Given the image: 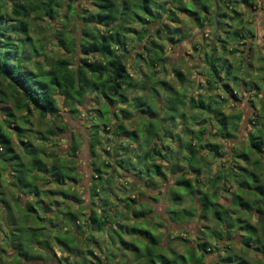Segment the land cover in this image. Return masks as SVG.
<instances>
[{
  "label": "trees",
  "instance_id": "16d2710c",
  "mask_svg": "<svg viewBox=\"0 0 264 264\" xmlns=\"http://www.w3.org/2000/svg\"><path fill=\"white\" fill-rule=\"evenodd\" d=\"M212 1L217 6L214 11L218 13L219 17H222L215 21L216 25L211 35V43L206 45L207 50L203 53V63L206 65V75L209 78L205 79L204 82L208 85H214L213 88L218 86L230 98L236 99L237 97L234 95L236 91L234 92L233 89L229 88L227 82L225 83L223 80L229 79L230 82H237L239 77L247 76V74L240 75L241 71H239L238 76L230 75V65L226 59L221 60L218 58V54H225L227 52L225 49L226 40L232 37H241V31L237 27L230 31L229 27L226 35L221 38L222 32H220V29L223 30L222 18L227 17L231 19V22L236 18V20H239L238 26L242 25L243 27L240 13L232 10L235 6L234 4L240 2L247 9V13H251L248 9L252 8L251 10H254L255 6L250 0ZM179 3H181L180 0H65L63 3H58V0H0V163L4 169H9L11 173L10 180L13 182L17 192L13 197L15 206L10 205L5 196L0 193V208L1 210L5 209L4 214L0 210V221L5 224L6 230H10L8 226H13L21 234L24 229L27 232V238L23 242L17 241L14 237H11L10 240L9 237L6 245H10L11 254H8L4 247H0V264H30V260L41 258L43 255L54 257L53 247L49 239L42 238L47 228L53 232V242L56 249L63 254V262L60 264H104L106 263L105 261H110V264H113L110 257L111 231L116 232L118 229L122 230L123 228L126 236L129 235L136 239L131 243L127 239L120 238L121 247L118 254L120 257L125 258L124 264H156L157 262L159 264H203L205 256L213 253V249L217 250L219 258L216 256L210 264H256V262L264 264V173L260 171H264V164L260 158H255L250 163V169L246 166H237L238 174L234 175V158L241 156L247 165V159L251 153L260 154L264 152L262 148L264 143V114H254L246 120L251 129L246 132L245 140L233 143L231 157H228L225 162L224 174H214L211 181L208 180L206 184L203 183L204 177L199 179L203 174V169L200 168V164L203 161L200 157L197 158L198 150L202 149L203 151L212 152L214 157L217 158L224 154V151L217 144L202 140L203 135L208 134L210 127H213L215 129L214 136L217 135L226 140L235 137L234 131L239 128L237 120H241V113L224 114L220 110L223 101L220 103L219 96L216 97V101L211 100L210 97H205V100L210 104L206 107L201 102L203 98H200V96H197L196 100L190 98L188 101L184 94L176 92L168 83L161 82L164 85V94L167 92L172 94V97H168L164 104L167 109L168 107L172 108L177 113L176 109L178 107L183 109L186 106L191 113L189 114V119H193L190 127L191 125L192 127L193 125H200L195 134H193V129L191 128L190 132L186 134V140L164 132L162 137L165 140L169 137L167 139L169 142L167 141L168 145L160 147H156L155 144L157 143L155 141H160L162 138L157 137V139H152L151 141L152 135L157 136L154 131L156 126L153 127V124L149 125L145 128L146 130H144L142 135H145V138L148 139L146 144L149 145L150 143L153 149L149 151L143 150L138 161V163H146L148 161V165L153 167L154 176L157 177L156 179L160 183L164 176L162 167L165 166L166 168L164 167V169L174 176L179 172V175L174 177L176 179L174 184L165 190L164 195L168 196L170 200L169 207L165 210L167 219L173 225L180 227V231L190 237V241L187 243L182 237H176L185 246L182 254L167 250L165 246L161 245L162 241H159L150 229H133V227L123 226L115 221L114 215L117 213L119 204H122L123 208L128 211V219L134 220L143 218L148 221L147 215L152 210V207L150 208L147 202L143 201L141 203L139 201L140 206L145 204L149 208L146 211L142 209H139V211L130 210L123 204V199L117 198V196L112 194V188L110 195V192H108L109 183L111 177L117 173L116 170L118 168L111 165V170L108 173L103 171V169L110 166L106 160L97 163L93 161L91 163L90 173L93 181L91 182L92 185H89L87 193V198L90 202L84 206L86 212L82 218V227H79L80 229L77 230L76 235L72 234L70 231L73 230L75 224L80 220V215L77 211L79 207L78 198L67 191L65 192V189L62 188L65 186L66 181L71 179L70 172L72 170L70 168L66 169L64 163H59L57 157L50 154L52 164L50 163L51 165L48 166L46 171L51 174L50 179H53L51 182L57 184L58 189L55 191L49 189L40 191L35 185L40 175H44L42 179L50 183L49 176L46 175L44 170L45 163L41 159L42 153L32 148L28 142L26 144L21 139L22 134L20 132L22 131L20 127L13 125L17 120L23 121V124H28L27 118L32 114H36L40 120L48 118L52 124L53 118L59 117L56 98L68 108L70 113H73L75 106L84 104L86 96L90 95L91 101L97 106L95 111L98 115L96 118L100 117L98 121L105 126L106 124L102 122L101 117H106L107 114L110 116L112 114L113 119L116 121L112 128L110 126L102 129L104 132L111 133L113 136L124 135L129 138H135L134 132L129 133L123 128L124 121L131 118L132 113L122 107H115V110L111 112V107L114 104H120L121 106L130 105L134 110H138H135L137 114L139 111H144L143 107L149 109L143 103L141 97L134 96L130 99L125 95L124 91L135 86L127 69V59L124 58V54L128 53L125 40L129 38L130 34L135 41L140 42L143 40L142 46L145 57L140 54H135V56L141 58V62H144L143 64L147 68L153 69L164 58L161 45L158 44L160 40L158 42L156 40L161 37L167 42L175 43L178 40L177 43H179L184 36L179 34L180 28H176L175 36H165L163 34V28L170 29L165 22H176L178 25V19L172 7L181 5ZM195 3L204 12V16L207 15L210 1L195 0ZM223 7L226 10L230 7V12L220 14L223 11ZM232 13L235 14L234 17ZM194 15L197 16V13L195 12ZM195 16H193L192 20L198 23L199 19ZM204 19L205 21L212 20L211 17H204ZM70 20L73 21V25L76 28L75 34L65 36L62 32ZM45 21H48V25L51 26L56 38V41L51 44L61 49L65 56H47L44 51L45 47H37L38 39L33 38L29 34L33 24L36 28L39 23ZM161 21L162 25H160ZM134 24L139 26V28L136 29ZM149 24L151 25L150 27ZM155 24L159 25L154 26ZM198 25L202 24L199 23ZM207 25L213 27L212 23ZM245 33L246 35L242 36L247 38L254 36V33L249 28L246 29ZM155 37L157 38L156 40ZM263 46L264 43L261 45V50H264ZM235 50H237L236 47L229 52H234ZM207 59L209 60L207 61ZM259 60L264 62L263 57H260ZM263 64L256 69L259 75L263 71ZM223 70L226 79H222L219 76ZM172 74L175 79L181 82L180 69L172 68ZM145 78L149 79L148 76ZM151 79L153 78L151 77ZM248 82H252L256 86L255 88L259 90V86L255 81L250 80ZM248 82L245 84H248ZM154 83L158 84L160 81L155 80ZM139 86L141 90L142 85ZM149 89L152 90L154 88ZM253 96L255 98L256 95L254 94ZM7 104H11V106L7 107ZM251 104L254 106L253 102ZM261 105L264 107V102ZM197 108L202 111L205 110V119L192 114ZM13 110L21 112V115H16ZM262 111L264 112V108H262ZM118 113L123 119L117 116ZM177 114L176 116L180 119L179 122L182 121L187 124L185 122V114L182 112ZM170 119L173 120L172 118ZM10 128L13 129L12 132ZM56 129L58 131L62 130L58 126H56ZM89 132V139H91L90 154L94 157L92 148L100 146V141L97 138V124H92ZM10 134L17 137L18 143L22 144V146L18 144L17 146L24 153V157H27L25 165L23 161L14 155ZM192 139L195 140V144ZM172 140L176 141L173 151L169 146ZM161 141L165 142L164 140ZM185 141L187 143L184 146ZM243 141H246V145H244ZM181 148L186 150L187 159L190 158V162L194 159L195 167L190 166L188 168L186 164L180 167V164L178 165L177 163L181 159L179 154L176 155V163L171 159ZM239 149H248L250 154H240L238 152ZM112 150L113 156H120L116 160V164H118L121 172L126 174L128 172L127 168H123L120 165L123 156L126 154L125 149L117 144L113 145ZM150 152L153 154L152 157ZM154 156H158L165 163H154V161H151ZM30 167L32 170L28 169ZM189 172L191 173L190 176L192 175L191 178ZM135 177L137 178L136 180H140L139 176ZM221 177L223 180L220 184L222 190L217 193L214 187L215 180ZM245 178H251V182ZM72 180L74 181L73 178ZM140 182L143 186L142 180ZM225 183L229 185L225 187ZM144 185L152 186L154 184L147 181ZM179 185L183 187L182 194L174 192L176 186ZM231 185H235V188L227 193L229 191L228 187ZM96 191L98 192L96 193ZM223 191L224 193H222ZM27 193L33 196L34 203L31 204L26 201V207L22 208L19 200H21V194ZM100 193L103 199L98 198V204L95 203V200L97 196L100 197ZM185 194L186 200L188 198L190 200L185 205H182L184 201L182 195ZM224 194L229 196V203L226 205L219 202V199ZM54 197H57V200H61L64 205L66 203L75 208V212H71L68 209L64 211L56 209V214L60 215V221L55 224L52 223V218L49 214L41 217L37 213V209L42 211L49 208V203L44 202L43 198L49 199L48 201L50 202V198ZM116 198L117 202L115 201ZM16 206H19V208H16ZM190 208L193 209L191 210ZM14 213L20 214V220L17 223L14 219ZM209 213L211 217H209ZM22 214H24L23 221H21ZM250 215L255 217L254 223L242 219L243 216L246 218ZM192 218L200 220L202 224V228L199 227L194 236H191L187 230L183 229L184 225ZM32 219L36 222V227L34 228H30L34 224L33 222H31L32 225L28 224ZM161 221L160 224L156 223L153 227L155 229L163 227V222L165 221ZM20 222L22 223L21 225H19ZM60 224L64 226L61 227ZM56 227H58V230H55ZM67 228H71V230H67ZM233 230H240L239 240H241V244L244 249L246 248L248 251L251 249L252 253L258 256V260L247 259V252L244 253L242 249L239 253L232 251L229 243H234L231 241L232 237L230 235ZM87 231L88 233H86ZM96 232L102 233L104 238L95 237L94 233ZM67 234L70 236L68 237ZM222 238H225L226 242L223 246H220L219 239ZM76 241L77 244L86 245V248L81 251L79 249L77 257L72 254L76 248ZM136 241L142 243L144 251L141 249L139 251ZM32 243L39 246L37 247L39 253L35 257L30 254L29 245ZM106 245H108V248L105 247ZM92 246L95 250H93ZM71 255L75 257L72 258ZM92 258H95L96 262L92 261ZM69 259H72V261L70 262ZM5 260L9 261L5 263ZM56 260L59 263L60 259Z\"/></svg>",
  "mask_w": 264,
  "mask_h": 264
},
{
  "label": "rangeland",
  "instance_id": "374dc122",
  "mask_svg": "<svg viewBox=\"0 0 264 264\" xmlns=\"http://www.w3.org/2000/svg\"><path fill=\"white\" fill-rule=\"evenodd\" d=\"M65 0H58V3H63ZM170 1V0H169ZM210 1V6L208 7L207 15L204 16V12L200 10V8L196 5L195 0H180L181 5H174L172 8L175 12V15L177 16V21L178 25L175 22H168L165 24H168V29L163 28V34L165 36L169 35H174L176 33L175 30L176 28H180L179 34L184 35L181 39L180 42L177 43H171L165 41L164 38L159 37L157 39L155 37V40L158 42V44L161 45L162 51L164 53V58L163 60L159 63L156 64L153 69L147 68L145 64L141 62V58H137L135 54H140L143 57L144 55V48H143V40L140 42L135 41L133 36L129 35V38L125 40L126 42V49L128 50L127 54H124V58L126 60L127 64V69L129 73L132 76L133 82H134V88L128 89L125 92V95L128 98H132L134 96L141 97V100L143 103L149 107L144 108V111H139L138 114L134 108L130 105H124L121 106L120 104H114L113 107H111V112L115 110V107H122L132 113V117L124 121L123 123V128L125 131L132 133H135V138H129L124 135H118V136H113L111 133H106L102 129L109 128L114 125L116 122L113 119V116L111 114L106 117H101L102 122L105 123L106 125L103 126L102 123L98 121L100 117L96 118L97 112L95 109L97 106L94 104V102L91 101V96L87 95L86 100L84 104L75 106L74 112L70 113L68 108L61 104L60 100L56 98V103L57 107L59 109V117H54L53 122L51 124V121L49 122V119H43L40 120L36 114H32L29 116L28 119V124H23V121H15L14 126L20 127L21 131V139L27 142L31 145L32 148H35L37 151H41V159L45 163V173L46 175L49 176V179L51 178V174H49L48 171V166L52 164V158L50 157V154H53L57 157L59 163H64L66 169L70 168L72 171L70 172V180H67L65 183V186L62 188L65 189V192H69L73 195H75L78 198V214L80 215V220L77 224H75L73 230L71 228H67V230H71L70 232L74 235H76L77 230L80 229L79 227H82V218L86 212L85 210V205H88L90 200H88V188L89 185H92L93 179L91 178V163L94 162H99V161H107L110 165L109 168L103 169L105 172H109L111 170V165L112 167L118 168L116 170V174H114L111 177V181L109 183V190L111 195V188H112V194L117 196V198L123 199V204H125V207L127 209H133L134 211H139V209L142 210H147L150 206L152 207V210L149 212L147 215L148 221L143 218L139 219H128L129 214L127 213L122 204H119V208L117 209V213L114 215L115 221L117 223H121L123 226L127 227H133V229H142V228H147L150 229L152 234L156 236V238L161 242V245L165 246L167 250L173 251L176 254H182L185 250V246L182 245L177 239V236H180L184 239L185 243L190 241V237L188 234H185L180 231V227L173 225L168 219L167 215L165 213V210L168 209L170 200L169 197L164 195L165 190L172 184H174V181L176 180L174 177L176 175H179V172L174 176L171 175L168 171L162 167V170L164 172V176L160 181H158L154 176L153 172V167L148 165V161L146 163H138L140 156L142 155L143 150H152V146L149 143L147 145L148 139L145 138L144 130L147 128L149 125H152L155 127V133L157 136H151V141L152 139H157V137L162 138L161 140L163 141H155L156 147H160L162 145H168L167 143L169 142L167 139L166 140L162 137L164 132L170 133L174 135L175 137H179L182 140H186V134H188L191 130L193 129V134L197 133L198 129L200 128L197 125H191L190 123L193 121V119H189V114L190 109L188 107L179 108L176 109L177 113L182 112L185 114V124L184 122H179L180 119H178L177 113H175V110L172 108L167 109V106H165L166 99L168 97H172V94L170 93H165L164 90V85H162V81L168 83L176 92L184 94L187 99L190 100L192 99H197V96H200L202 99L203 105L209 106V102L205 100V97L208 98L210 97L211 100L216 101L217 96L220 98V103L223 101L221 104V111L224 114H231V113H241V120H237V123L239 124V128L237 131H234V134L236 135L235 137L231 139H223L221 137H218L217 135H213L215 129L213 127H210L208 134L203 135L202 140L205 142H210L212 144H217L220 146L224 151V154H221L220 157H214L212 152L208 151H203L202 149H199L197 158H201L203 163L200 164V168L203 169V174L202 177L199 179H202L203 177V183H208L207 181H211L213 178L214 174L220 173L221 175L224 174L225 172V162L228 157H231V149L233 147V143H238L242 140H245L246 132L251 129V126L247 123V119L254 115H262L264 112L262 111V102H264V64L262 65L263 71L259 73L256 71L257 67L264 63L263 61H260V57L264 58V50H261V45L264 43V0H250L255 8L254 10H251L252 8L248 9L251 11V13L246 12V8L239 3H235L234 7L232 10L236 11V13H240L241 15V22L243 24L241 26L239 25V20L233 19L231 22V19L227 17L222 18L223 22V30L220 29V32L222 34L220 35L221 38L226 35L229 30H233L235 27L237 29H240L241 31V37H236V38H230L226 40V50L227 52L225 54H218V58L221 60L226 59L227 63L230 65V75H237L240 72L241 74L246 73L247 76H241L237 80V82H230L229 79L226 81L223 80V82H227V86L231 89L236 91L235 97L230 98L227 93H224L221 88L216 86L213 88L214 85H208L205 83V79L207 78V68L206 65L203 63L204 56L203 53L207 50L206 45L208 43H211L212 40V33L214 32V27H215V21H218L221 17L218 16V13L215 10L217 6L214 5L212 0ZM236 1H241V0H236ZM233 6V5H232ZM181 9V10H180ZM230 12V7L228 10H226L223 7V11L221 13H226ZM197 13V16L194 15V13ZM193 16L198 17L199 22L196 23L195 20L193 19ZM205 18H210L212 20L205 21ZM232 16L234 17L235 14L232 13ZM202 25H198V24ZM212 26H208L207 24H211ZM32 25V24H31ZM34 25V24H33ZM31 26V30L29 34L33 38L38 39V44L37 47H45L44 51L46 52V55L51 57L54 55L57 56H65V53L57 48L55 45L51 44L52 42H55L56 38L54 36L53 30L51 29V26L48 25V21L41 22L37 25L35 28V25L33 27ZM148 25V24H147ZM159 24H155L154 26H157ZM160 25H162V21L160 22ZM136 29L139 28L136 24H134ZM151 25L149 24V27ZM251 29V31L254 33V36L251 38L244 37L242 35H246V29ZM75 26L73 25V21L70 20L66 28L63 29V35L68 36V35H74L75 34ZM203 31V33H201ZM224 31V33H223ZM180 38V37H179ZM216 40V39H215ZM181 45V46H178ZM236 47L237 50L234 52H229L231 50H234ZM246 47H248L246 49ZM264 47V46H263ZM48 49V50H47ZM138 52V53H137ZM209 55V54H208ZM243 58V59H241ZM209 59H207L208 61ZM244 60V61H243ZM245 62V64H244ZM172 68H178L181 71V82L175 79V77L172 74ZM246 68V69H245ZM244 71V72H243ZM149 77L147 78L145 77ZM222 79H226L224 70L220 72L219 75ZM238 76V75H237ZM151 77L153 79H151ZM160 81V83L155 84L154 82ZM255 81L257 85L259 86V90L256 89L255 85L252 84V82L248 81ZM198 82V83H197ZM248 82V84H245ZM254 83V82H253ZM251 84V85H250ZM142 85V89L140 90V86ZM153 86V87H151ZM149 88H154V89H149ZM261 89V90H260ZM232 92V93H234ZM164 94V95H163ZM256 95L255 98L253 95ZM226 100V101H225ZM100 102V100H99ZM187 103V101H185ZM196 102V101H195ZM254 103V106L251 103ZM101 103V102H100ZM131 103V101H130ZM11 106V104H9ZM7 104V107L9 106ZM151 107V109H150ZM103 109V108H102ZM142 109V108H140ZM14 111V110H13ZM138 111V110H137ZM16 115H21V112H16L14 111ZM192 114H196V116H199L203 119H205V110H200L197 108L194 110ZM120 117V113L117 115ZM172 118L173 120H171ZM165 119V120H164ZM163 121V122H162ZM97 124V138L100 141V146L97 148H92L94 150V157L91 156L90 154V141L89 139V131L90 127L92 124ZM162 125H160V124ZM56 126L61 127L62 130L58 131L56 129ZM11 132H12V128ZM168 135V134H167ZM213 135V136H212ZM155 137V138H154ZM11 138V143L14 151V155L18 157L21 161L24 162V165L27 163V157H24V153L22 150L18 148L17 144L22 146L21 143H18L17 137L13 136L10 134ZM153 140V141H154ZM194 144L195 140L192 139ZM168 141V142H167ZM188 142V140H187ZM186 141L184 142V146L187 143ZM246 145V141H243ZM176 141L172 140L169 146L172 148V151L174 147L176 146ZM119 144L120 147L122 146L123 149H125L126 154L123 156V160L121 161L120 165L121 167L127 168L128 172L124 174L121 172V170L118 167V164H116V160L120 157L119 155L113 156V150L112 147L113 145ZM74 148V149H73ZM262 148L264 150V143L262 145ZM162 151V150H161ZM226 152V153H225ZM240 154L248 155L250 152L248 149H239L238 151ZM181 157L180 160L177 161L178 165L181 167L186 164V167L188 168L190 166L195 165L194 159L189 161L190 158L187 159V152L185 149L181 148L179 151L174 154L171 159L174 160V163H176V158L178 155ZM151 157L153 156L152 152H150ZM167 155V154H165ZM220 155V154H219ZM137 156V157H136ZM176 156V157H175ZM255 158H260L264 164V152L260 154L256 153H251L248 156V163L247 165L245 164V161L242 159V157H236L234 158V163H235V173L234 175L238 174L237 166L239 167H247L250 169L251 167V162ZM111 159V160H110ZM182 160V161H181ZM151 161H154V163H165V161H162L159 159L158 156H154ZM51 163V164H50ZM153 163V162H151ZM153 163V164H154ZM152 165V164H151ZM195 167V166H194ZM166 168V167H165ZM29 170H32V168H28ZM135 169V170H133ZM262 173H264L263 170H260ZM141 173V175H140ZM134 176H133V175ZM189 172V176H190ZM153 175V176H152ZM11 173L9 172V169H4L0 163V193H2L5 198L8 200L10 205L15 206V202L13 201V197L17 194L16 188L13 186V182L10 180ZM106 176V175H105ZM135 176H139L138 178L140 179L139 181L136 180L137 178ZM151 176V180L149 177ZM192 176V175H191ZM190 176V178H191ZM44 175H40L39 178L36 180L35 185L38 187L40 191L44 190H57L58 186L57 184L51 182L53 179H50V183L48 181L46 182L44 179H42ZM74 179V181L72 180ZM132 178V179H131ZM88 179V180H87ZM193 179V178H192ZM247 181L251 182V178H245ZM143 182V186L141 184V181ZM152 183L154 185H144V183ZM222 177L218 180H215V188L217 190V193L222 190L220 184H221ZM91 183V184H90ZM224 183V182H223ZM227 183H225V187H227ZM235 188V185H231L228 187L229 193L230 191H233ZM98 191H96L97 193ZM175 193L182 194L183 193V187L182 186H176L175 188ZM122 193V194H121ZM224 193V191L222 192ZM19 195V194H18ZM100 197L97 196L98 198L103 199L102 194L100 193ZM116 198V202H117ZM183 198V204L185 205L190 199L188 198L186 200V194L182 195ZM50 202L48 201L49 199H44L43 201L46 203H49V208L47 210H40L37 209L38 215L41 217L51 216L52 218V223H59L60 221V215L56 214L57 210L59 211H64L68 209L71 212H75V208L72 205H67L65 203H62L61 200H57V197L50 198ZM95 200V203L99 204V199ZM229 196L228 194H224L220 199L219 202L222 203L223 205H226L229 203L228 201ZM21 202L22 208H25L26 201L29 203L33 204L34 203V198L31 196L29 193L27 194H21ZM139 201L142 203L147 202L148 205H139ZM111 203V202H110ZM117 204V203H116ZM1 205V203H0ZM94 206H96L94 204ZM67 207V208H66ZM16 208H19V206H16ZM39 208V207H38ZM191 210L193 208H190ZM1 210V208H0ZM171 210V208H169ZM175 210V209H174ZM36 211V208H35ZM177 211V210H175ZM2 214L5 213V209L3 208L1 210ZM131 212V211H130ZM23 213V212H22ZM179 214V213H178ZM14 219L16 223L20 220V214L14 213ZM21 221L24 219V214ZM180 215V214H179ZM209 217H211L209 213ZM242 219L249 220L250 222L254 223L255 217L254 216H248L245 218L243 216ZM165 221L163 222V227L155 229L153 227L154 224H160V221ZM41 221V220H39ZM161 221V222H162ZM10 222V221H9ZM33 222L34 224L32 225ZM42 223V222H41ZM22 223L20 222L19 225ZM28 224H31L32 226L30 228L36 227V222L34 219L32 221L30 220ZM63 224V223H62ZM61 225V224H60ZM77 225V226H76ZM211 225V224H210ZM64 225H61L63 227ZM201 221L200 220H195L192 218L190 221H188L187 224L184 225L183 229L187 230L191 236L196 235V232L198 231L197 229L201 227ZM10 228L6 230V226L4 223L0 221V247H4L8 254L12 253V250L10 248V245H6V242L11 240V237H14L17 241L23 242L26 240L27 235L25 229L20 233L16 228L13 226H8ZM18 227V226H17ZM23 228V227H22ZM21 228V230H22ZM58 230V227L55 228V230ZM82 229V228H81ZM123 230V231H122ZM120 230L118 229L116 232L111 231V263L113 264H124V259L123 257H120L119 249L121 247L120 244V238L127 239L129 242L133 243L134 239L131 236H126V233L124 232V228ZM56 232V231H55ZM88 233V231L86 232ZM240 230H233L231 232V241L234 243H229L232 251L234 253H239V251L244 250V253L247 254V259L256 261L258 260V256L254 255L251 251V249H244L243 245L241 244L240 239ZM53 232L50 231L48 228L46 232H44V235L42 238H48L51 246L53 247L52 251L54 253V257H49L46 255H43L41 258H36L32 259L29 261L30 264H60L63 262V254L60 253L58 249H56V246L53 242ZM3 236V237H2ZM69 237L70 235L67 234ZM94 236H98L101 238H104V235L102 233L96 232L94 233ZM135 236V235H133ZM5 238V239H4ZM79 241V240H77ZM76 241V248L72 254L78 256L79 249L80 251L84 248H86V245H83L82 243L77 244ZM100 242V241H99ZM137 242V241H136ZM226 242L225 238L219 239V244L220 246H223L224 243ZM100 245V244H99ZM138 249L140 251L143 250V245L142 243L137 242ZM190 246V244H189ZM30 254L33 255L34 257L39 253L38 248L36 244H30L29 245ZM93 247V246H92ZM108 248V245L105 246ZM141 247V248H140ZM93 250L95 248L93 247ZM76 251V252H75ZM97 251V249H96ZM144 251V250H143ZM76 253V254H75ZM125 254V253H124ZM128 256V255H127ZM216 256L219 258V253L217 250L213 249V253L207 254L205 256V260L203 264H210V262L216 258ZM71 257H75L71 255ZM109 257V258H110ZM126 257V256H125ZM130 257V256H129ZM60 259L59 263L56 259ZM128 258V257H127ZM91 259V258H90ZM132 259V258H131ZM129 260V258H128ZM9 261V260H8ZM7 260L4 262L7 263ZM71 262L72 259H69ZM92 261H95V258H92ZM131 261V260H130ZM106 263L104 264H110V261H105ZM115 262V263H114ZM157 262V261H156ZM155 262V263H156ZM156 264H159L158 262ZM256 264H261L260 262H256Z\"/></svg>",
  "mask_w": 264,
  "mask_h": 264
},
{
  "label": "flooded vegetation",
  "instance_id": "af4514ba",
  "mask_svg": "<svg viewBox=\"0 0 264 264\" xmlns=\"http://www.w3.org/2000/svg\"><path fill=\"white\" fill-rule=\"evenodd\" d=\"M88 180V179H87Z\"/></svg>",
  "mask_w": 264,
  "mask_h": 264
}]
</instances>
